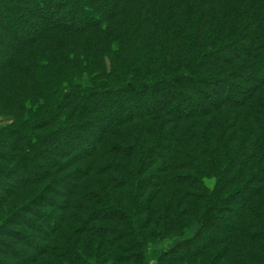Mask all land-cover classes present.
<instances>
[{
    "label": "trees",
    "instance_id": "1",
    "mask_svg": "<svg viewBox=\"0 0 264 264\" xmlns=\"http://www.w3.org/2000/svg\"><path fill=\"white\" fill-rule=\"evenodd\" d=\"M0 264H264V0H0Z\"/></svg>",
    "mask_w": 264,
    "mask_h": 264
},
{
    "label": "rangeland",
    "instance_id": "2",
    "mask_svg": "<svg viewBox=\"0 0 264 264\" xmlns=\"http://www.w3.org/2000/svg\"><path fill=\"white\" fill-rule=\"evenodd\" d=\"M10 123H11V120L7 116L0 118V127L8 125ZM0 188H1V186H0Z\"/></svg>",
    "mask_w": 264,
    "mask_h": 264
}]
</instances>
